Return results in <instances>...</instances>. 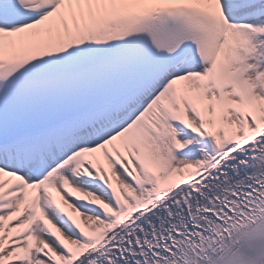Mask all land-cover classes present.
<instances>
[{"label": "snow or ice", "instance_id": "snow-or-ice-1", "mask_svg": "<svg viewBox=\"0 0 264 264\" xmlns=\"http://www.w3.org/2000/svg\"><path fill=\"white\" fill-rule=\"evenodd\" d=\"M0 264H264V0H0Z\"/></svg>", "mask_w": 264, "mask_h": 264}]
</instances>
